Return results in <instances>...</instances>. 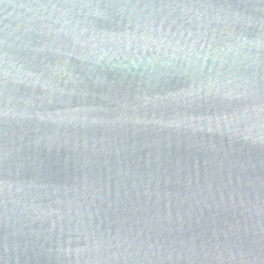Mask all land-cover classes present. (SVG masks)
Here are the masks:
<instances>
[{
	"label": "water",
	"instance_id": "1",
	"mask_svg": "<svg viewBox=\"0 0 264 264\" xmlns=\"http://www.w3.org/2000/svg\"><path fill=\"white\" fill-rule=\"evenodd\" d=\"M0 264H264V0H0Z\"/></svg>",
	"mask_w": 264,
	"mask_h": 264
}]
</instances>
